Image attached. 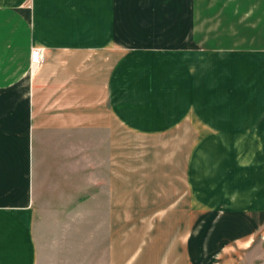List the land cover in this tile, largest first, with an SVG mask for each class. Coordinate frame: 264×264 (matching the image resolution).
<instances>
[{
    "label": "crops",
    "instance_id": "obj_1",
    "mask_svg": "<svg viewBox=\"0 0 264 264\" xmlns=\"http://www.w3.org/2000/svg\"><path fill=\"white\" fill-rule=\"evenodd\" d=\"M97 216L106 264L264 261V0H0V264Z\"/></svg>",
    "mask_w": 264,
    "mask_h": 264
},
{
    "label": "rangeland",
    "instance_id": "obj_2",
    "mask_svg": "<svg viewBox=\"0 0 264 264\" xmlns=\"http://www.w3.org/2000/svg\"><path fill=\"white\" fill-rule=\"evenodd\" d=\"M242 141V139H240ZM86 221V219H75V233L77 232L76 229L78 227L82 228L83 223ZM105 219L103 217H96V258H95V264H106L105 259V247L107 242V234L104 224ZM76 238V235H75ZM76 255V254H75ZM77 257V256H76ZM83 258L82 254L79 256ZM78 259V258H77ZM75 259V261H77ZM80 261H83L82 259Z\"/></svg>",
    "mask_w": 264,
    "mask_h": 264
},
{
    "label": "built area",
    "instance_id": "obj_3",
    "mask_svg": "<svg viewBox=\"0 0 264 264\" xmlns=\"http://www.w3.org/2000/svg\"><path fill=\"white\" fill-rule=\"evenodd\" d=\"M43 61V51L41 48H34L30 52V70L34 71ZM259 264H264V261Z\"/></svg>",
    "mask_w": 264,
    "mask_h": 264
}]
</instances>
